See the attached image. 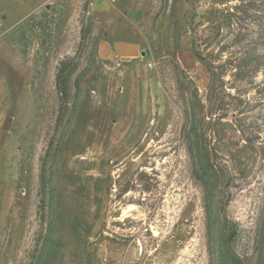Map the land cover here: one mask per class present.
Returning a JSON list of instances; mask_svg holds the SVG:
<instances>
[{"label":"rangeland","instance_id":"1","mask_svg":"<svg viewBox=\"0 0 264 264\" xmlns=\"http://www.w3.org/2000/svg\"><path fill=\"white\" fill-rule=\"evenodd\" d=\"M0 264H264V0H0Z\"/></svg>","mask_w":264,"mask_h":264},{"label":"crops","instance_id":"2","mask_svg":"<svg viewBox=\"0 0 264 264\" xmlns=\"http://www.w3.org/2000/svg\"><path fill=\"white\" fill-rule=\"evenodd\" d=\"M99 53L103 59H112L116 56L123 59H132L138 55V48L133 45H115L112 47L106 41H102L99 46Z\"/></svg>","mask_w":264,"mask_h":264}]
</instances>
